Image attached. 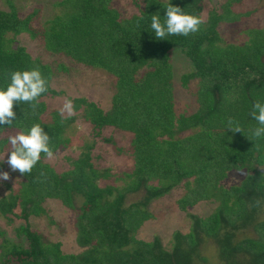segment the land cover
I'll return each mask as SVG.
<instances>
[{"label":"trees","instance_id":"obj_1","mask_svg":"<svg viewBox=\"0 0 264 264\" xmlns=\"http://www.w3.org/2000/svg\"><path fill=\"white\" fill-rule=\"evenodd\" d=\"M2 1L9 10L0 9V88L6 89L12 72L38 68L48 91L35 111L29 104H14L13 124L0 126V152L11 150L9 132H27L36 123L49 134L54 153L70 146L66 133L73 118L61 122L59 111H48L45 98L62 94L52 87L57 74L84 67L108 74L112 104L105 111L87 98L71 99L75 112H82L81 121L93 136L109 128L130 135L128 150L114 149L129 154L132 165L118 177L110 170L100 172L93 162L94 143L87 142L68 172L56 173L43 153L30 174L11 171L17 187L5 182L10 194L0 199V217L10 224L22 220L25 226L16 230L18 241L3 239L0 264H202L203 238L214 241L220 264H264V222L254 225L264 205V137L253 136L258 124L250 115L256 101L264 103V25H245L254 19L256 0H61L43 22L41 8L24 14L14 0ZM169 3L201 16L200 30L156 39L151 16L163 22ZM222 27L248 39L229 43ZM20 35L39 46L40 56L34 58L16 40ZM174 47L193 67L181 76L183 87L198 82L193 92L197 109L190 114H175ZM45 50L58 56L54 62L43 60ZM229 118L239 122L242 133L228 131ZM244 169L250 175L240 185L229 190L221 185L230 172ZM102 180L113 185L102 187ZM175 188L186 191L177 204L181 212L202 202L216 207L206 218L190 216V232H175L169 248L157 239H138L139 229L155 218L147 206ZM143 191V201L127 205L129 196ZM77 198L82 199L79 210ZM49 199L76 216L80 254L66 255L61 243L45 242L31 230L30 218L45 215L41 205ZM247 226L255 227L258 238L237 242L236 232Z\"/></svg>","mask_w":264,"mask_h":264},{"label":"rangeland","instance_id":"obj_2","mask_svg":"<svg viewBox=\"0 0 264 264\" xmlns=\"http://www.w3.org/2000/svg\"><path fill=\"white\" fill-rule=\"evenodd\" d=\"M17 9L22 13H27L35 7L41 8V21H45L49 16L53 14V6L57 1L61 0H14ZM216 1V0H215ZM218 1V0H217ZM248 1V0H247ZM247 3H250L248 1ZM0 9L9 10L8 5L0 0ZM255 15L252 21H246L245 25L249 27H259L264 25V0H256L253 8ZM208 18V14L204 13V19ZM221 34L229 43H242L246 41L247 35L238 30L229 32L226 28H221ZM18 40L22 46H24L34 58L42 50L36 44H33L25 35L18 36ZM17 41V42H18ZM17 45H20L19 43ZM45 61L50 63L58 56L44 51ZM54 62V61H53ZM171 73L172 81L175 92V111L176 115L181 113L190 114L197 109V104L194 103V93L198 90V82L191 80L187 87H183L180 81L181 76L188 74L192 65L181 53L178 47L172 49V61H171ZM69 73H59L52 80V87L58 92H62L61 95L45 98V102L48 107V111H59L66 99L79 100L87 98L92 102L97 103L103 110L108 111L111 108V100L113 96V90L111 87L108 74L100 69H88L84 67H71ZM82 112L76 113L70 118L73 121L69 125V131L66 133V137L71 139L69 147L61 148L54 153L53 159H45L56 173H62L71 170V163L78 158V155L82 153L84 145L87 142L94 143L93 148V162L100 172L110 170V172L119 176L121 171H127L132 165V160L129 154H118L114 149H126L130 148V135H124L122 133H116L113 128H109L104 131L101 137L93 136V132L88 126L81 121ZM60 114V111H59ZM69 124V123H68ZM13 135V132H9ZM106 141H105V140ZM108 141V142H107ZM8 150L0 152V163L3 162L5 168L2 171H8L10 179L8 181L0 182V199L7 197L10 194L9 188L5 185L8 182L13 188L17 187L14 175L7 164ZM254 170L262 171L259 167H255ZM250 175L248 170H242L240 172H230L229 176L222 181L221 185L229 190L234 186L240 185L244 179ZM101 186L113 185L111 180H102ZM122 186L121 183L116 184ZM186 191L183 188H175L170 195L163 198L160 201L151 202L147 209L154 214V219L145 223L137 232V238L145 241L152 242L155 239L159 240L164 247L169 248L171 240L175 232L180 231L183 235L190 232L191 220L190 216H198L206 218L216 207L214 202L198 203L193 207L186 209V212H181L178 209V201L184 196ZM146 193L140 192L137 195H131L128 198L127 205L129 203L140 202L144 200ZM82 199H75L74 207L79 210L81 207ZM42 208L45 210V215L39 219L30 218L29 224L31 230L34 232H40L45 239V242L61 243V251L66 255L76 256L82 252L77 245V230H75L76 216L61 205L58 200H46L42 203ZM255 223L264 222V205L260 207L254 216ZM20 226H25L24 221H16L14 224H10L7 220L0 217V245L3 239L11 241H18L17 229ZM221 235H224L221 232ZM257 232L255 227H245L236 232V241H242L246 238L257 239ZM21 243L24 247L27 246L25 237H20ZM199 249V261L202 264H220L217 259L216 250L217 247L214 241L211 239L203 238ZM204 260V262L201 261Z\"/></svg>","mask_w":264,"mask_h":264},{"label":"clouds","instance_id":"obj_3","mask_svg":"<svg viewBox=\"0 0 264 264\" xmlns=\"http://www.w3.org/2000/svg\"><path fill=\"white\" fill-rule=\"evenodd\" d=\"M165 9L163 22L158 15L151 16L150 27L156 39L163 40L169 35L188 36L198 32L204 23L201 16L187 14L179 6H173L171 3ZM47 91L48 82L38 68L12 72L6 89L0 88V126L13 124L16 119L14 104H29L35 111L39 102L38 98ZM59 111L61 122L75 115L72 100L66 99ZM250 115L258 124V127L253 130V136L257 139L264 137V103L256 101ZM227 127L232 133L243 132L239 122L232 118L228 119ZM8 141L11 150L8 152L10 154L7 156V164L12 172H19L21 175L30 174L40 161L42 153L50 160L54 157L49 134L38 123L33 124L27 132L21 131L9 136ZM41 175L44 174L41 173ZM10 178L8 171H0V182L8 181ZM260 204L261 202L256 200L254 206L259 207Z\"/></svg>","mask_w":264,"mask_h":264}]
</instances>
